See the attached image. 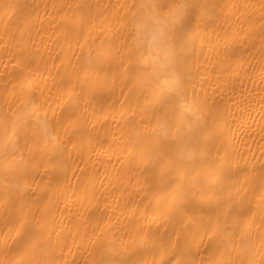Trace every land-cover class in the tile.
<instances>
[{
    "label": "bare ground",
    "instance_id": "obj_1",
    "mask_svg": "<svg viewBox=\"0 0 264 264\" xmlns=\"http://www.w3.org/2000/svg\"><path fill=\"white\" fill-rule=\"evenodd\" d=\"M176 3L0 0V264H264V0H186L166 94L131 21ZM193 101L206 123L181 160Z\"/></svg>",
    "mask_w": 264,
    "mask_h": 264
},
{
    "label": "clouds",
    "instance_id": "obj_2",
    "mask_svg": "<svg viewBox=\"0 0 264 264\" xmlns=\"http://www.w3.org/2000/svg\"><path fill=\"white\" fill-rule=\"evenodd\" d=\"M138 7L139 10L136 11L131 21V48L137 66L153 80L162 82L163 92L166 94L174 92L183 86L177 69L176 37L185 20L186 0H177V3L165 14L146 8L144 4ZM93 60L91 53L86 55V63H91ZM34 109V102L26 104L24 112L17 119V127H23L27 123L26 117ZM183 121V127L177 133L173 147L178 159L190 160L194 147L199 142L200 131L206 123L201 109L194 101L191 105H186ZM35 124L41 130L42 143L53 139L51 126L47 119L36 120ZM156 131L162 141H167L171 135V123L167 119H162ZM13 187L19 189L20 185L14 184ZM184 194V188L175 189L176 197H182ZM230 235V231L225 232L226 238Z\"/></svg>",
    "mask_w": 264,
    "mask_h": 264
}]
</instances>
